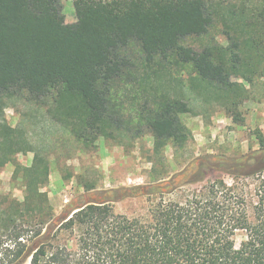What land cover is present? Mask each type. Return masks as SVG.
I'll list each match as a JSON object with an SVG mask.
<instances>
[{
    "label": "trees",
    "instance_id": "trees-1",
    "mask_svg": "<svg viewBox=\"0 0 264 264\" xmlns=\"http://www.w3.org/2000/svg\"><path fill=\"white\" fill-rule=\"evenodd\" d=\"M63 1L0 0V167L34 153L14 175L23 201L0 196V264H264V143L259 156H200L174 173L165 155L191 137V96L239 119L264 78V0H72V29ZM15 100L83 151L153 136L150 183L105 190L55 224L47 151L4 117ZM210 170L232 183L206 180ZM128 197H146L147 213L116 211L111 201Z\"/></svg>",
    "mask_w": 264,
    "mask_h": 264
},
{
    "label": "rangeland",
    "instance_id": "rangeland-1",
    "mask_svg": "<svg viewBox=\"0 0 264 264\" xmlns=\"http://www.w3.org/2000/svg\"><path fill=\"white\" fill-rule=\"evenodd\" d=\"M63 6L64 23L72 29L77 23L72 0H64ZM220 40L226 44L224 37L220 36ZM248 97L239 106L238 120L229 117L230 121H221L223 115H227L219 102L191 96L194 112L182 115V120L191 129V137L183 149L177 150L178 157H174L173 147L166 148L167 171H180L195 158L206 155L227 158L248 154L259 156L264 143V78L249 87ZM3 113L8 124L24 128L30 140L47 151L51 174L45 190L54 208L55 224H58L55 221H59L63 211L72 205L103 198L105 190L146 186L151 181L154 139L149 134L124 140L121 144L100 138L96 149L83 151L58 124L50 126L45 110L33 104L15 100L5 107ZM33 158V152H22L15 162L0 167V196L9 193L18 202L23 201L25 191L22 181L15 179L14 175L18 164L30 166ZM218 177L232 183L231 176L214 170L209 171L206 180ZM87 184L94 185V188L87 189ZM203 185L204 182L188 187L184 194L200 190ZM111 203L116 211L129 216L146 214L150 205L146 197H128ZM29 243L32 245V241ZM30 259L25 257L20 264H30Z\"/></svg>",
    "mask_w": 264,
    "mask_h": 264
},
{
    "label": "crops",
    "instance_id": "crops-1",
    "mask_svg": "<svg viewBox=\"0 0 264 264\" xmlns=\"http://www.w3.org/2000/svg\"><path fill=\"white\" fill-rule=\"evenodd\" d=\"M223 117H224V118H223V120H221V121H230V118H229V117L224 116V115H223ZM188 126H189V125H188ZM189 128H190V127H189Z\"/></svg>",
    "mask_w": 264,
    "mask_h": 264
},
{
    "label": "water",
    "instance_id": "water-1",
    "mask_svg": "<svg viewBox=\"0 0 264 264\" xmlns=\"http://www.w3.org/2000/svg\"><path fill=\"white\" fill-rule=\"evenodd\" d=\"M55 222H56V223H59V221H58V220H56Z\"/></svg>",
    "mask_w": 264,
    "mask_h": 264
}]
</instances>
